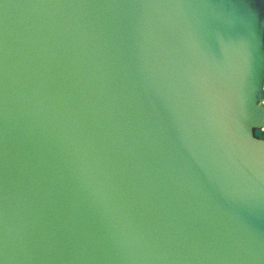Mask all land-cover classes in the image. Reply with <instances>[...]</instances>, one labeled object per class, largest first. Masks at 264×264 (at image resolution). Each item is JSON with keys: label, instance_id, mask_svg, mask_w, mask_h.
Instances as JSON below:
<instances>
[{"label": "water", "instance_id": "water-1", "mask_svg": "<svg viewBox=\"0 0 264 264\" xmlns=\"http://www.w3.org/2000/svg\"><path fill=\"white\" fill-rule=\"evenodd\" d=\"M0 264H264V0H0Z\"/></svg>", "mask_w": 264, "mask_h": 264}]
</instances>
